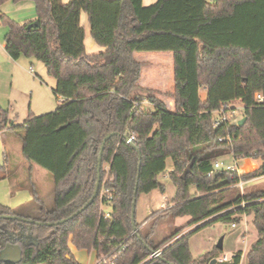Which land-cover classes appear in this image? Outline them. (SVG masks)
<instances>
[{
    "label": "trees",
    "instance_id": "1",
    "mask_svg": "<svg viewBox=\"0 0 264 264\" xmlns=\"http://www.w3.org/2000/svg\"><path fill=\"white\" fill-rule=\"evenodd\" d=\"M9 1L26 0H0V5ZM28 1L39 27L27 28L30 22L2 15L8 26L4 50L14 61L35 58L44 64L56 82L53 93L60 105L44 115L29 114L21 125L0 107V132L20 142L29 172L32 165L48 172L53 205L35 208L36 198L15 210L0 204V215L55 223L80 211L96 186L100 145L106 134L115 135L104 146L100 186L91 205L62 225L32 224L29 231L18 220L0 219V248L13 234L22 252L16 264H79L70 245L95 252V264L102 259L108 264H211L212 259L214 264H241L240 252L219 262L217 247L193 258L188 240L214 223L238 224L239 216L253 214L257 241L247 262L264 264V190L230 193L240 181L264 177V103L254 99L256 92L264 96V0H156L150 6L142 0ZM81 13L104 52L86 54ZM141 52L172 54L171 93L139 86L142 63L134 55ZM200 90L206 92L204 100ZM164 96L173 101L171 109ZM230 104L241 107L246 121L214 126L217 111ZM123 136H134L140 159ZM225 149L234 161L263 163L242 175L226 170L209 175L215 157L207 153ZM167 159L172 166L167 176L176 189L173 200L145 225L135 219L134 233V189L137 185V202L154 190L164 192L158 177L167 170ZM5 168L0 167V180ZM104 206L110 207L108 218ZM184 216L191 218L189 224L152 243L157 222ZM200 223L193 233L181 235L185 227ZM22 228L29 241H22ZM157 250L161 255L151 257Z\"/></svg>",
    "mask_w": 264,
    "mask_h": 264
},
{
    "label": "rangeland",
    "instance_id": "2",
    "mask_svg": "<svg viewBox=\"0 0 264 264\" xmlns=\"http://www.w3.org/2000/svg\"><path fill=\"white\" fill-rule=\"evenodd\" d=\"M34 7L30 1H26L25 3H13L11 1L0 5V17L2 15L6 16L8 19H12L18 23L23 22L28 16H32L35 14ZM8 32V26L0 20V107L3 110L8 111L10 121L15 124H24V121L27 119L29 114H33L35 116L44 115L45 113H49L55 111L57 107L60 105V98L56 99L53 93L55 89V80L48 75L46 72V67L41 62L37 61L35 58H21L18 61H13L7 57L5 50L1 47L2 44L5 43L4 37ZM170 56V53L167 52H157V53H147L141 52L136 55V60L138 62L145 61V66L142 67V80L141 85L146 87H152L155 90H159L163 93H171L174 89V85L172 83H168L167 87L161 88L159 78H155L157 74V70L160 67L161 62L166 63L167 61L163 60L162 57ZM168 68H171V64L168 65ZM206 92L204 90L199 91V96L201 99H204ZM163 101H165L167 107L168 104L173 103V101L167 97H161ZM235 106L239 107L238 104ZM144 107L148 110H151V106L144 105ZM240 108V107H239ZM241 110L238 112V116L236 120H240L242 118ZM14 136H12L9 132L4 134V142L8 144L11 140H13ZM15 138V137H14ZM17 139V138H16ZM2 137L0 136V145H1ZM18 141V140H17ZM19 147V143H18ZM210 153V152H209ZM207 153V155L209 154ZM2 149L0 146V163L2 162ZM10 155L7 156V158ZM226 163L232 164L235 166L234 161L231 155L226 156ZM3 165L6 166V170L9 174L12 175V178L15 179V187H26L29 191H35V196H37V201L35 202V208H38L40 205L44 204V206L51 207L53 205V190H47L45 193H41L38 187L45 186V183L39 177L38 174L46 175L47 171L42 170L38 166H34L36 170V176L33 180L29 176V165L22 158L18 157V159L12 160L11 158L8 161L4 160ZM167 170L165 171L166 177H161V181H165L167 185H165L166 196L171 195V187L174 192L171 198L174 197L176 189L174 188L172 182H170L167 177V173L169 169L172 168L170 159L166 161ZM105 167V166H104ZM107 170V168H105ZM254 165L249 161H241L238 164V170L240 173H250L253 172ZM17 176V177H16ZM49 176V174H48ZM16 177V178H15ZM11 179V178H10ZM13 181V182H14ZM252 189H263L264 190V177L258 178L257 181L250 185H245L242 188V191L239 187H232L230 193L233 196H238L242 194H246L250 192ZM3 188L0 185V197H2ZM159 193L156 191L150 195H141L138 198V202L136 205V223L141 225V223L148 217L157 211H159L158 201H159ZM170 198V200H171ZM173 200V199H172ZM171 202V201H170ZM168 221L170 219H165L160 222H157L155 226V234L152 238V243L157 244L162 242L167 236L173 233L174 229L169 224ZM181 222V220H178ZM244 216L240 224H237V227L243 226ZM186 226V224H185ZM187 229V227H185ZM184 230V229H183ZM182 230V233L184 231ZM236 229H232L230 227V223H214L210 227L203 229L200 233L195 234L188 241V247L190 249V253L193 258L206 254L210 252L214 248V244L216 245L217 241L220 238H223V246L225 247L223 251L220 252V256L226 255L227 243L228 239ZM181 233V235H182ZM213 237V242L209 249H203L201 253L194 255L195 246L201 244L203 240H209L210 237ZM173 241V240H172ZM196 241V242H195ZM195 242V243H194ZM213 246V247H212ZM194 248V250H193ZM74 250V249H73ZM219 256V257H220ZM232 257L230 253H228L227 258ZM74 258L76 261L81 264H94L95 256L93 252L86 253L84 251H76L74 250ZM79 263V264H80Z\"/></svg>",
    "mask_w": 264,
    "mask_h": 264
},
{
    "label": "crops",
    "instance_id": "3",
    "mask_svg": "<svg viewBox=\"0 0 264 264\" xmlns=\"http://www.w3.org/2000/svg\"><path fill=\"white\" fill-rule=\"evenodd\" d=\"M26 1H28V0H26ZM61 1H62V3H67L70 0H61ZM25 2H21L20 4L25 3ZM141 2H142V4L144 6H150V5H153L154 3H156V0H142ZM32 6H33V3H32ZM34 10H35V7H34ZM35 20H36V12L32 16H28V18H26L23 22H21V24H25L26 22H33ZM79 22H81V26L84 29V47H85L86 54L92 55L93 53L104 52L105 48H103V47L99 46L98 44H96L94 39L90 37L89 22H87V15L85 13H81ZM1 47L4 48L5 47V43L2 44ZM137 54H139V53H137ZM137 54L134 55L135 60H136V55ZM162 59L167 61V62L166 63L161 62L162 65H160V67L158 68L155 78H157V79L159 78V81H158L160 83L159 85L161 86V88H165V87L168 86L167 84L169 82L172 83V85H173L172 54L170 53V56L167 55L165 57H162ZM11 60L12 59H10V61ZM138 63H140V64L142 63L141 68L145 66V61H141V62H138ZM169 64H171V68H168ZM141 80H142V69H141L140 79H139V82H138L139 86L147 88V89L155 90L152 87H146V86L141 85V83H140ZM156 91H158V90H156ZM202 100H204V99H202ZM168 108L169 109L172 108V103L168 104ZM6 133H8V132H6V131L0 132V136L2 137L1 145H0L1 149H2V154H1L2 155V162L0 163V167L3 166L4 160L8 161L11 158L12 160L16 161L18 159V157L23 159L22 155L20 154V142L17 141L16 138L12 137L13 140L8 142V144L5 143L3 136ZM18 143H19V147H18ZM8 155H10V156L7 158ZM228 155H231V154L229 153V151L227 149H225V150H216V151L210 152L207 155V157L213 156V157H215V161L216 162L222 163L224 165L225 164L232 165V164L226 163L225 158ZM232 159H233V157H232ZM241 161H249L251 164H253L254 165V169L252 171L257 170L263 163L261 161V159L253 160L251 158H244V159H241L239 161H234L235 167H238V164L241 163ZM34 166H36V165H32L31 166V171L29 172L30 173V178L32 180L36 176V174H35L36 170L34 169ZM29 168H30V166H29ZM103 168H107V166H105V167L103 166ZM107 170H108V168H107ZM169 171H171V168L169 169ZM6 173H8V172H6ZM246 173H248V172H246ZM243 174H245V173H243ZM3 177L4 178H2L0 180V185L3 188L2 197H0V204L1 205H4V206H6V207H8V208H10L12 210H15V208L21 207V206L26 205V204H30L31 201H33V199H35V198L37 199V196H35V191L31 192L26 187H19V186L15 187V184H14L15 183V181H14L15 179L12 178V175L9 176V174L8 175L6 174ZM38 177L40 179H42L44 181V183H45L44 188L43 187L42 188L38 187L42 194L45 193V191H47V190H53L52 179H51L50 175L48 176V174H46V175L38 174L37 178ZM161 177H163V178L166 177L165 172L160 174V176L158 177V182L164 186V192L160 193L158 190H154V191L146 194V195H150V194H152V193H154L156 191L159 193V195H160L159 197L160 198H159V201L157 203L158 206H159V207H157V208H159V211L161 209H165L171 203L170 202V201H172L171 197H172L173 192H174L173 188L171 187V190H170L171 191V195L168 194V196H166L165 185H167V184L165 183V181H161L160 180ZM259 178H262V177H259ZM257 180L258 179L246 181V182H244V186L245 185H250V184L254 183ZM234 187H237V185H235ZM170 198H171V200H170ZM102 209H103L104 213L108 214L110 212V207H108V206H104ZM135 214H136V211H135ZM243 216H244L243 226L242 227L241 226L237 227V224H236V227L232 228V229H236V231L233 232L232 235H230V237L228 239L229 242L226 245L227 246L226 255H223L222 257L219 255L220 257L217 260L225 259V261L227 262L228 260L231 259V258L229 259V257L227 258L228 253H230L233 256L235 253L240 252L241 253V260H240L241 264H248L247 255H248V252L250 251V249L252 247V244L257 241V231H256V229H254V226H253L254 215L251 214V215H243ZM243 216H239V220L240 221H239L238 224H240V222L242 221ZM163 220H165V219H163ZM178 220H181V222H179ZM190 221H191L190 217L184 216V217H178L177 219H175L173 221H168V222H169V224L171 225L172 228L173 227L174 228H178L180 226H185V224L186 225L189 224ZM146 222H147V218L141 223V225L142 226L145 225ZM203 224L204 223L194 224L193 226H188L187 229L183 230L184 233H182V235L183 234L193 233L194 230L197 227H199V226H201ZM205 228H207V227H205ZM205 228L197 230V232H194L192 236H195V234L200 233ZM192 236L190 238H192ZM213 237L214 236L210 237L209 240L201 241V244H199L198 246L196 245L194 247L195 250L193 248L194 255L201 253L203 249H209L211 247L212 242H213ZM213 246L216 247L215 244ZM222 246H223V244H222ZM69 248H70V250L72 251V253L74 255V250L75 249L71 245L69 246ZM224 248L225 247L223 246V249L221 251H223ZM76 251H78V250H76ZM81 251H84L86 253H90V252H87L86 250H81ZM91 252H93V251H91ZM93 253H94V256H95V259H96V254H95V252H93ZM94 264H95V261H94Z\"/></svg>",
    "mask_w": 264,
    "mask_h": 264
},
{
    "label": "water",
    "instance_id": "4",
    "mask_svg": "<svg viewBox=\"0 0 264 264\" xmlns=\"http://www.w3.org/2000/svg\"><path fill=\"white\" fill-rule=\"evenodd\" d=\"M36 27H39V24H38V21L35 20L33 22H30L28 23L27 25V28H36ZM246 121V117H242L239 121H238V126L242 125L244 122ZM115 135V133L113 132H110L109 134H106L105 135V138L103 139L101 145H100V148H99V156H98V159H97V165H96V168H97V176H96V182H95V189H94V192L91 196V198L88 200V203L85 204L81 209L80 211L70 215L69 217L67 218H64V220L62 221H59V222H55V223H42V222H38V221H35V220H27V219H24V218H21V217H18V216H9V215H0V219H4V220H12V221H15V220H18L22 223H25L27 224V230L29 231L30 230V227L32 226V224H36V225H43V226H58V225H62L64 224V222L72 219L74 216L78 215L81 211H83L84 209H86L89 205H91L96 197V194L98 192V189H99V180H100V173H101V163H102V155H103V149H104V146L106 144V142L110 139L111 136ZM124 139L131 145V147L137 152V155H138V158L140 159L141 155H140V151L137 150V148L135 147V145L132 143V141L130 140V138L128 136H123ZM139 171H140V167L138 165V174H139ZM190 172V166H188L184 171L183 173L181 174V178H185V176ZM218 174V172H214L213 173V177H215L216 175ZM138 181V175H137V178H136V183ZM137 194V185L134 189V192H133V195H134V198H133V202H132V206H131V212H130V216H131V222H132V228H133V232L136 233V228H135V219H136V216H135V211H136V204H137V200H135V196ZM21 233L23 234L24 231L23 229L21 230ZM9 236H11V240L10 242L4 244V246L2 248H0V261H2L3 263L5 264H16L18 263L20 260H21V255H22V252H21V248H20V245L18 243H15L14 241V236L13 234H10ZM222 243H223V238H220L217 243H216V247L219 249V250H222L223 249V246H222ZM153 252H151L152 254ZM215 259H212L211 261V264H214L215 263ZM170 264V263H168Z\"/></svg>",
    "mask_w": 264,
    "mask_h": 264
},
{
    "label": "built area",
    "instance_id": "5",
    "mask_svg": "<svg viewBox=\"0 0 264 264\" xmlns=\"http://www.w3.org/2000/svg\"><path fill=\"white\" fill-rule=\"evenodd\" d=\"M254 99H255V102H257V103H260V104L264 103V96L260 92H256V94L254 95ZM142 104L150 106V103L146 99L142 100ZM240 110H241V107L239 108V107L235 106V104H230V105H227V106H223V108H221L220 110L217 111L218 118L214 121V126H218L219 124L223 123L226 120H230L232 123H237V121H239V120H236V118H237L238 112ZM129 138H130L131 141L134 140V136H130ZM213 165H214L213 171H211L209 173V175L213 174L214 172H221V171H225V170L226 171H231V172H236L238 175H242L243 174V172L240 173L239 170H238V167H235L234 165H228V164L224 165V164L216 162V161L213 163ZM236 185L242 191V188L244 186V181H240ZM103 193H108V191L107 190H103ZM103 217L108 218V214L104 213ZM230 226H231V228H235L236 224L235 223H231ZM161 253H162L161 250L154 251L151 254V257L157 258V257H159L161 255ZM218 261L219 262L225 261V259H220ZM100 263L101 264H108V262L105 259H102L100 262H98V264H100Z\"/></svg>",
    "mask_w": 264,
    "mask_h": 264
},
{
    "label": "flooded vegetation",
    "instance_id": "6",
    "mask_svg": "<svg viewBox=\"0 0 264 264\" xmlns=\"http://www.w3.org/2000/svg\"><path fill=\"white\" fill-rule=\"evenodd\" d=\"M26 227H27V225H26ZM22 229H23V231H24V228H22ZM22 229H21V230H22ZM21 235L24 236V238L22 239L23 242L29 241V239H28V238L26 237V235H25V232H24L23 234L21 233ZM10 240H11V239H10ZM10 240H9L8 242H10ZM14 241H15V243H17L16 238L14 239ZM30 241L32 242L33 239L30 240ZM8 242H7V243H8ZM5 244H6V243H5ZM3 246H4V245H3Z\"/></svg>",
    "mask_w": 264,
    "mask_h": 264
}]
</instances>
